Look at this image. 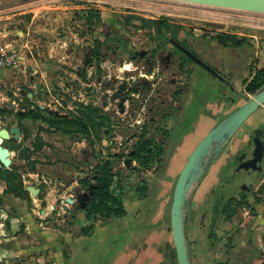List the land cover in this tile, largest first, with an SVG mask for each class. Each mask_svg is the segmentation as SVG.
<instances>
[{"label": "rangeland", "instance_id": "374dc122", "mask_svg": "<svg viewBox=\"0 0 264 264\" xmlns=\"http://www.w3.org/2000/svg\"><path fill=\"white\" fill-rule=\"evenodd\" d=\"M90 15L98 16L92 19L91 25L96 24L95 31L87 27L90 25L87 22ZM154 20L168 23L166 25L167 30H182L202 38L212 47L217 46L220 38L227 43V46L236 49L235 62L240 60L239 69L235 73V76L238 77H234L235 84L231 93L232 97L236 99L234 103L219 96V94L215 95L219 93V89L213 84V77L201 70L209 85L201 86L202 94L199 97V104L195 105L189 119L194 120L198 113L199 118H196L188 129L189 123L183 124V128L185 127L187 131L182 132L171 144L176 149L174 148L166 167H164L167 171V168H170L169 164L175 162L176 166L172 169L171 174L172 177L175 176V173H178L183 166L190 151L208 129L222 116L244 102V97L238 96V90L243 94L251 95L245 90L246 82L244 80L248 81L255 71L264 64L263 16L158 0H0V125L7 127L11 125L13 120L16 121L14 110L20 109L17 98L22 94L24 96L25 92H33L37 96L43 95L45 101L51 106L57 105L53 101L55 98H63V107L58 105L57 107L69 114L71 112L68 108L69 103H73V97L79 95V92L69 87V82L75 77L73 67L82 64L86 47L90 45L94 37L103 39V31L117 29L120 31V36L128 42L130 48L135 50L150 48L153 45L152 40L158 35L155 32L156 26L152 23ZM114 25L116 28L113 27ZM228 34L235 36L234 39L239 40V45L235 46L231 44L232 40L225 39ZM219 52L223 55V60L228 62L230 52L227 49H220ZM240 52L243 53L242 59L239 57ZM110 54L111 51L108 49L106 55L110 56ZM34 55L39 58V64L46 62L59 66L55 69L49 67L46 70L47 81L50 85L48 87L41 82L33 85V83L26 81L28 74L25 67L34 63ZM116 60L111 56L106 59L108 74L117 73L120 69L119 74L128 76L129 73L138 71L134 69L135 67L128 58L122 59L120 63ZM223 63L219 65L220 68L225 66ZM80 92L83 93V89ZM165 99L168 100L167 97ZM11 105L14 106V110ZM171 107L175 117L165 118L164 122L159 123V128L149 134L156 145H160L162 142L165 144L171 138V128L174 127L180 113L179 109H175L172 105ZM92 108V106L83 105L82 109L74 108V110L82 117L91 110L93 114L98 115V112ZM130 112H133L132 109ZM108 114L106 119L97 118V122H101L104 128H107V146L104 147L103 159L111 161L113 171L118 172L120 182L123 181L126 185L132 173L130 167L124 164L126 154L132 148V142L126 141L132 135V130L121 127L119 116L113 107H110ZM22 122V126L27 125L31 132H36L40 125L38 121L31 123L24 120ZM259 130L263 131V135L261 134L263 140H259L264 147V104L244 122L231 138L199 187V255L194 259L195 264L216 262L257 264L260 260V255L264 250V171L259 176H256V173H249L233 181L232 185L236 190L232 197L223 203L211 237L207 236L208 216L204 222L200 213L202 208L207 206L205 200H202L204 192L209 189L210 185L218 189L220 187L221 177L224 173L223 164L231 165L229 170L232 172L233 160L236 159L242 149L248 146L249 141L259 134ZM96 133V130L91 128L90 132L85 134H74L73 132H66V130L64 134H59L58 138L60 137V143L63 147L60 151L65 155V159H72V154L68 151L69 140L93 137L99 148L102 141L99 137H94ZM114 133L118 134L117 139H112ZM120 142L122 145L116 144ZM117 145L119 148L116 152L115 146ZM8 146L15 149L17 153L22 152L20 149L18 150L16 143H10ZM25 149H23L25 156L30 157L35 154V151ZM96 154L99 158V152ZM116 154L122 155V158L125 159L116 157ZM56 157L58 159V155ZM48 158L50 156L46 157V159ZM157 158L153 161L150 170L139 168L141 178L137 180V183L139 181L141 184L143 183L145 195L152 189L153 175H156L159 172L158 169L163 167ZM261 158L264 159V150ZM15 163H19L16 158ZM16 167L24 169L25 166ZM137 167L138 164L134 168L135 172L133 173L135 174L138 173ZM126 171H128L127 174ZM147 171L148 176L145 179L143 174ZM172 183L174 184V181ZM172 183L166 182V186L161 184L162 187L160 184H153L154 189L160 188L159 191L168 188L166 193L168 197L159 200V202L163 201L164 204L162 206L163 216L168 209ZM154 193L156 194L157 191H150L146 200L137 203L138 215L133 212L134 208H131L132 206L136 207L135 203L132 204L128 198L125 202L126 215L120 218H109V220H99L100 218H98L94 225L98 226L99 224L103 228L97 232L96 229L99 228L95 227L93 233L71 240L69 247L71 255L68 258L69 248L66 243L63 244L61 249L62 264H132L133 262V264H140L141 259L138 257L140 251L135 260L134 257L131 258L133 262L130 260L120 261L128 257L131 249L139 247L140 245L137 244L142 242L141 240L134 241L135 238H131L132 233H139L138 235L141 236L152 232L156 234V239L151 244H153L155 251L158 250L157 253L160 254L159 258H161L155 264H173V259H170V256L165 255L161 250L166 242L172 243L170 232L165 231L169 224L168 220L147 230L139 228L141 224H151L152 218H157L158 215L162 217L157 212L159 202L157 201V194ZM195 202L194 208L198 204L197 197ZM141 206L143 209L140 211ZM192 214L193 218L195 210ZM194 223L195 221L192 219L190 238L196 234ZM159 231H162L161 235L158 234ZM139 236L138 238H141ZM259 244L262 247L257 248ZM53 260L48 264H57ZM144 261L141 263L148 264L149 259Z\"/></svg>", "mask_w": 264, "mask_h": 264}, {"label": "crops", "instance_id": "0c3cea01", "mask_svg": "<svg viewBox=\"0 0 264 264\" xmlns=\"http://www.w3.org/2000/svg\"><path fill=\"white\" fill-rule=\"evenodd\" d=\"M33 57L34 63L25 67L27 70L26 73L28 74L26 81L33 83V85L37 82H41L44 86H50L47 81L46 70H48L49 67L55 69L59 66L47 64L46 62L39 64V58L35 55ZM77 66L78 65L73 67V70L76 69ZM119 70L118 72H120ZM78 73L79 72L76 71L73 73L75 77L69 82L70 88L75 81H81V85L84 86L81 74L79 75ZM75 99H80L79 102L82 103V106H85L89 102L85 92L83 91L82 93L79 91L78 97H73V103H69L68 105V108L71 110L68 114L59 108L64 105L63 98H55L53 100L59 106L57 107V105L51 106V104H48L43 98V95L37 96L36 93L25 92L24 96L22 94L17 98L20 109L14 110L13 105H11V108L17 114H19L18 111H22L19 115L34 111L40 112L45 119H49V114H54L57 118L62 115H65L67 118H73L72 116L74 113L72 111H74V105L76 104ZM77 114L78 117L83 118L78 112ZM15 117L16 121L13 120L11 125L19 126V139L15 140L11 137L3 142V146L9 150L10 163L5 167L0 162V264H48L50 261L52 262L53 259V262H57L58 264L60 261L62 264L61 259L63 254H61V249L63 248V244L66 243L69 248L71 240L84 236L82 233L83 230L88 228L91 224V221L85 217L82 210L83 208H80L76 202L77 196L83 193V190H78L77 187L83 185L80 183V179L88 181V185L94 183L95 170L93 168L99 160H104V147L107 146V128H104V126L101 127L98 136H94L99 137L102 141L99 148L93 137H88L89 139L78 138L77 140H69L68 151L71 152L72 159L67 160L65 159V155L60 151L63 147L61 146L60 137L58 138V135L64 134L61 128L50 126L46 120L40 118L33 120L31 117L25 116L19 121L16 115ZM24 120L31 123L38 121L40 125L36 132H31V129L28 128L27 125L22 126V121ZM88 130L89 132L91 130L89 126ZM112 136V139L118 138V134L116 133L112 134ZM10 143H16L18 145V150L20 149V152H22L17 153L15 149L8 146ZM24 148L35 151V154L30 157L25 156L23 154ZM115 148L117 152V148H119L118 145L115 146ZM96 152H99V158L96 156ZM57 155L58 159L57 157L55 158ZM47 156H50V158L46 159ZM15 158L20 165L15 163ZM175 164V162H171L169 164L171 169L167 168V171H159L156 175H153L152 181L160 184V187H162L161 184L166 186V182L172 183V181H175L178 173H175L173 177L171 175L172 169L176 166ZM15 165L25 167L22 169ZM135 166H137V163L132 161L130 166V171L132 173L128 178L127 184L125 185L123 181L121 184L123 187L124 202L129 198L132 204L135 203L136 207L132 206L131 208H134L133 212L138 215L139 207L137 203L142 202V199L136 197V187L138 185L137 180L141 178V171L139 173L140 169L138 168V173H133L135 172ZM12 167H16L20 174L23 188L27 191L25 197H19L12 192H7V181L2 176V171L4 169H11ZM127 173L128 171H126V174ZM147 173L148 171L143 174L145 179H147ZM153 184L151 187L152 189H154ZM28 186L38 189L35 196L27 189ZM83 187L86 189L87 186L83 185ZM167 189H165L166 191H159L160 188L158 187V197H168L166 194L168 192ZM66 199H72L73 202L70 203ZM162 202H159L157 210L160 215H162V206L164 205ZM159 218V215L157 218H152V222H156ZM101 219L103 220V218L99 220ZM94 228L98 232V230L103 227H100L99 224L98 226L94 225L89 233H93ZM138 234L132 233L131 238H135L134 241L137 240V242L141 240L142 242L137 244L140 246L132 248L131 252L127 255L128 257L121 259L120 262H122V260H130L133 262L131 258L134 257L135 260L139 251L138 257L141 259L140 264H145L144 260L147 259H149L148 264H155L157 261L161 260V258H159L160 254L157 253L158 250L155 251L153 244H151L156 239V234H154V232L145 233L141 236ZM158 234L161 235L162 231H159ZM138 236L141 238H138ZM69 255H71L70 248L67 253V258ZM141 261L144 262L141 263Z\"/></svg>", "mask_w": 264, "mask_h": 264}, {"label": "flooded vegetation", "instance_id": "af4514ba", "mask_svg": "<svg viewBox=\"0 0 264 264\" xmlns=\"http://www.w3.org/2000/svg\"><path fill=\"white\" fill-rule=\"evenodd\" d=\"M163 24L165 27L168 25L166 22H163ZM87 27L92 31L96 30V24L87 25ZM113 27L116 28L115 25ZM155 32L158 35L152 40L153 45L150 48L135 50L129 47L128 42L120 36V31L117 29L103 31V39L94 37V40L86 47L83 62L87 61V63L83 64L82 62L81 65H78L74 69L76 72H79V75L81 74L84 86L81 85V81H75L72 83L71 88L77 92L83 89L89 101L86 105L92 106V109L96 110L98 116L101 118L106 119L109 116L108 110H110V107H113L115 113L119 116L121 127L132 130V135L126 141H131L132 147L137 145L143 134L149 137L151 132H155L159 128V123L164 122L165 118L170 116L175 117L171 105L175 109H179L178 120L175 122L174 127L171 128L172 131H170V140L166 141L165 144L163 142L160 144L168 150L175 148V146H171L175 138L179 137L182 132L187 131L185 127L183 128V124L188 122V129L193 121L199 118L198 113L194 120L189 119L195 105L199 104V97L202 94L201 86L209 85L201 70L206 71L213 77L212 82L219 89V93L215 95L219 94V96L227 100L235 99L231 94L234 87H230L227 83L219 80L216 75L201 65L199 60L221 74L233 86L235 84L234 77H238L235 76V73L239 69L240 60L235 62L237 52L232 46H222L217 42V46L212 47L206 40L182 30H161V32L155 30ZM108 49L111 51L110 56L114 59L116 58V61L120 63L122 59L128 58L135 67L134 69L138 71L129 73L128 76H123V74H119L118 72L108 74V63L106 62V59L110 58V56L106 55ZM220 49H227L230 52L228 62L223 60V55L219 52ZM96 50H99V55L96 54ZM242 56L243 53L240 52V59H242ZM221 63L225 65L223 68L219 66ZM123 81L127 83L125 93L128 97L124 102L125 112L119 114L116 101L109 100V96H107L106 105H103V94L108 91L111 93ZM238 96L242 95L238 93ZM166 97L168 100L165 99ZM75 100L76 104L74 108L77 110L82 109V103L79 102L80 99ZM130 109L133 112H130ZM72 112L74 113L73 118L78 116L76 110ZM258 132V138L260 137L259 139L263 140L261 136L263 131L259 130ZM257 144L254 139H251L248 146L240 151L236 159L233 160L232 172L229 170L231 165L223 164L224 173L221 177L219 189L210 185L209 189L204 192L202 200H205L207 206H204L200 213L204 218V222L208 219L207 236L211 237L223 203L231 198L236 190L234 185H232L233 181L249 173H256V176L263 173L264 159L261 158V155L264 147L261 150L259 148L260 145L258 146ZM119 145H122V143L120 142ZM154 146L158 145L152 142L151 147ZM253 157H257L255 165L249 162ZM242 182L245 183L244 181ZM200 186L197 187L192 198L187 224L188 249L191 264H195L194 259L199 255ZM196 197L198 204L194 208ZM193 210H195V215L192 218ZM192 219L195 221L196 234L193 238H190ZM260 247H262L261 244L257 245V248ZM262 252L257 264H264V250ZM212 264L225 263L216 262Z\"/></svg>", "mask_w": 264, "mask_h": 264}, {"label": "water", "instance_id": "95a60500", "mask_svg": "<svg viewBox=\"0 0 264 264\" xmlns=\"http://www.w3.org/2000/svg\"><path fill=\"white\" fill-rule=\"evenodd\" d=\"M165 2H173L187 4L193 6L207 7L212 9L244 13L255 16L264 17V0H158ZM84 61L83 64H86ZM199 63L211 71L219 80L234 87L231 82L206 65L203 61ZM126 81L117 85L113 91L103 94V105H106L107 96L109 100L116 101L117 111L120 114L125 112L124 102L127 99L125 93ZM238 93L244 97V102L230 112L217 120L208 131L201 137L198 143L193 147L187 156L183 166L178 172L174 181L168 204V226L167 231L170 232L171 241L175 251L176 264H191L188 249L187 224L192 198L198 186H200L203 178L210 170L214 162L223 153L229 144L231 138L240 129L243 123L256 112L261 105L264 104V84H262L253 94L246 95L238 90ZM19 114L22 111H18ZM20 128L18 125L3 127L0 125V162L7 167L10 163L9 150L3 146V142L9 138L19 139ZM258 135V134H257ZM253 139L258 143V136ZM260 141V140H259ZM262 143L259 142L262 149ZM262 152V151H261ZM257 157H253L249 162L255 165ZM124 164L130 167L131 161L127 157ZM27 189L35 196L37 188L28 186ZM83 190L76 198V202L80 208H84L86 203L91 201L93 196L94 185L90 183L86 189L83 185L77 187ZM88 191L86 193V191ZM85 191V192H84ZM72 203V199H66Z\"/></svg>", "mask_w": 264, "mask_h": 264}, {"label": "trees", "instance_id": "16d2710c", "mask_svg": "<svg viewBox=\"0 0 264 264\" xmlns=\"http://www.w3.org/2000/svg\"><path fill=\"white\" fill-rule=\"evenodd\" d=\"M94 17L98 16L90 15L87 19V22L90 25L93 23L92 19ZM152 23L156 26V29L159 32H161V30H167V27L164 26L161 20H154L152 21ZM234 38L235 36L229 34L225 37V39L227 40H232L231 44L235 46L239 45V40ZM218 42L222 46H227V43L220 38L218 39ZM95 52L97 55H99V50H96ZM244 82H246L245 90L248 93L253 94L262 84H264V64L259 69H257V71H255V73L251 76L248 81L244 80ZM230 101L234 103L236 102V99H230ZM15 115L17 116L19 121L22 117L25 116H29L33 120L40 118L42 120H46V122L50 126H56L58 128H61L64 132L66 130V132L69 131L73 132L74 134L89 133V126L90 129L92 128L96 130V136H98L99 130L101 129V127H103V124L101 122H97V118L101 117L96 115L95 113L93 114L92 110L88 112V114L85 115L83 118L78 116L75 118H67L65 115H62L57 118L54 114H49V119H45L40 114V112L34 111L25 112L24 115H19L17 113ZM152 142V138L146 137V135L143 134L140 141L137 143L136 146H133L131 148V150L126 154L125 158H127L128 156L131 162L135 161L138 164V167L136 169L141 168L142 170H150L153 161L156 157H158V161H160V163L163 165V167L159 168L158 170L160 172H164V167H166V163L170 158L174 148L167 150L162 145L151 147ZM115 156L122 158V155L120 154H116ZM93 169L95 170L93 196L91 201L87 203L82 209L85 217L91 221L89 227L83 230L84 235L89 234L90 230L94 227V222L98 218H120L127 214V209L125 207V202L123 199V187L121 186L120 179L118 178V172L113 171L111 161H109V159L99 160ZM2 173V176L7 181V192H12L19 197H25V195H27V191H25V189L23 188L20 174L18 173L16 167H12L11 169H4ZM80 183L84 186L88 185V181H85L83 179H80ZM137 184L138 185L136 187V197L138 199L141 198L142 202L146 200V198L149 196L150 191L155 190V192L157 191L156 194L158 195V189H152L147 195H145V187L142 186L143 183L141 184V181H139ZM157 195L156 197H158ZM157 199L156 200L159 202L162 197H158ZM141 209H143V206L140 207V211ZM166 220H168V209L166 210V214L164 216L162 215V217L156 220V222H152L151 224L145 225L141 224L139 228L141 230H147L150 227H156L159 224H162ZM161 250L162 252H164L165 255L170 256V259H173V264H175V251L172 243L166 242L161 247Z\"/></svg>", "mask_w": 264, "mask_h": 264}]
</instances>
